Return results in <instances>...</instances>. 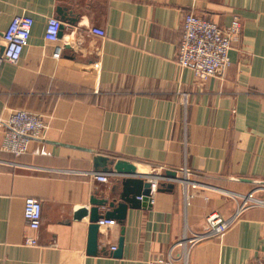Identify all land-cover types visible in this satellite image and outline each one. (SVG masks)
I'll use <instances>...</instances> for the list:
<instances>
[{"label":"crops","instance_id":"0c3cea01","mask_svg":"<svg viewBox=\"0 0 264 264\" xmlns=\"http://www.w3.org/2000/svg\"><path fill=\"white\" fill-rule=\"evenodd\" d=\"M187 13L222 28L240 18L224 77L200 81L176 64ZM18 14L34 24L20 61L0 73V264H151L167 260L185 232H203L210 214L230 218L234 195L264 199V0H0V31ZM51 17L63 26L57 42L45 38ZM13 110L40 114L48 125L46 139L20 156L2 150ZM95 154L141 164L157 181L151 207L127 211L120 258L111 251L118 223L100 227L104 253L92 255L89 214L75 219L77 207L111 197L122 179L96 172ZM167 170L177 180L158 178ZM26 198L42 204L36 232L23 216ZM26 236L38 245H24ZM188 264H264V207L198 243Z\"/></svg>","mask_w":264,"mask_h":264},{"label":"built area","instance_id":"2783aa9c","mask_svg":"<svg viewBox=\"0 0 264 264\" xmlns=\"http://www.w3.org/2000/svg\"><path fill=\"white\" fill-rule=\"evenodd\" d=\"M33 18L27 14L15 15L6 30L0 31V73L4 64H17L28 46L31 37ZM62 23L56 17L49 18L45 30V38L51 42L59 40V32ZM90 32L100 37L105 32L98 28H91ZM241 34V21L238 16H233L230 24L222 28L212 19L195 15L185 14L182 22L181 38L175 56V62L180 68H189L200 81H206L210 77L222 78L230 65L229 52ZM61 48L57 47L53 54L59 58ZM5 136L2 150L15 156L24 154L28 145L33 140H45L48 125L43 116L26 110H13L4 120ZM188 174L189 172L186 171ZM94 179L101 183H110V177L103 174H92ZM151 192L156 189L157 181H150ZM237 200L236 212L227 219L220 214L212 213L206 218V226L203 232L187 234L172 246L167 260H157L151 264H188V255L198 243L217 238L232 226L241 214L251 207H264V199L255 195L254 192L246 195H234ZM23 216L28 228L36 232L41 226L42 204L36 198L24 200ZM100 227L117 226L115 220L101 219ZM24 245L37 246V238L26 236ZM116 249L111 247V251ZM179 253V258H174L173 253Z\"/></svg>","mask_w":264,"mask_h":264},{"label":"water","instance_id":"95a60500","mask_svg":"<svg viewBox=\"0 0 264 264\" xmlns=\"http://www.w3.org/2000/svg\"><path fill=\"white\" fill-rule=\"evenodd\" d=\"M58 13L64 18L65 10L58 9ZM69 24H75L76 20L70 18ZM63 26L60 27L59 36ZM93 167L96 172L102 170L105 173H116L122 179L119 184L111 189V197H92L90 199L91 208L88 210L85 207H77L75 209V219L80 220L89 214V237H88V253L92 255L98 254L99 249V229L98 221L101 219L115 220L121 226V236L118 241V246L112 252L116 258H120L123 254L124 242V223L129 209H140L151 207V185L152 183L147 180L143 174V166L129 162L124 159H112L107 156L95 154L93 158ZM158 178H170L177 180V172L167 170ZM159 191H163L165 184L160 185ZM172 188L173 185H169ZM101 208H106L102 214Z\"/></svg>","mask_w":264,"mask_h":264}]
</instances>
